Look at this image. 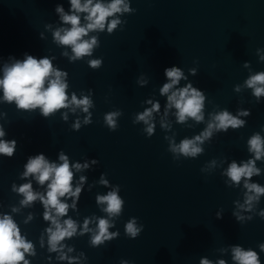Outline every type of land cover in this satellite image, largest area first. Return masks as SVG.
Returning a JSON list of instances; mask_svg holds the SVG:
<instances>
[{"label": "water", "instance_id": "water-1", "mask_svg": "<svg viewBox=\"0 0 264 264\" xmlns=\"http://www.w3.org/2000/svg\"><path fill=\"white\" fill-rule=\"evenodd\" d=\"M127 3L134 11L109 18L121 21L112 33L106 25L104 31L84 38L97 37L98 47L91 56L70 61L71 48L58 45L52 35L58 28L70 27L61 23L55 11L59 5L69 13L68 0H0V78L6 64L22 61L26 55L48 57L54 68L67 73L69 99L73 93L77 98L89 96L93 105L88 109L91 123L85 124L87 114L80 108L72 111L70 106L44 118L40 109L18 110L14 103L4 102L0 92V128L5 133L0 139L16 141L11 158L0 156V216L11 215L21 235L33 243L35 257L25 254L30 264H67L55 259L57 253L48 252L43 230L49 224L42 219L39 200L21 207L23 197L12 191L13 184L19 187L31 181L33 191L43 193L46 184L41 187L32 177L21 178L24 165L39 154L60 163L63 152L70 169L73 163H87L88 168L71 169L73 190L81 176L86 179L76 210L70 208L61 220L71 217L83 225L85 218H93L89 228L94 229L95 218L108 217L102 211L106 205L96 203L97 195L119 186L118 195L124 201L121 214L108 229L118 236L91 247L92 233L80 236L78 228L76 236L61 242L73 248L67 253L65 247L64 252L78 257V264H200L202 259L233 264L234 246L251 248L264 264V253L258 248L264 243V220L258 215L264 210V196L253 211H247V206L241 209L238 204L244 203L247 191L243 179L240 185H231L222 175L233 160L251 158L247 141L254 133L264 137V96L257 103L245 84L250 76L264 72V0ZM94 59L102 60L99 69L89 67L87 62ZM172 66L187 77L176 87L191 83L205 95L204 121L199 124L192 119L178 124L174 108L165 114L167 95L162 96L160 88L170 82L163 73ZM157 102L159 109L150 121L155 123L154 134L149 136L147 125L136 117ZM222 110L233 116L247 110L250 115L239 116L246 121L239 129L213 130L211 140L201 145L204 152L195 158L169 150L170 142L179 144L198 135L207 127L209 114ZM109 112L119 113L115 131L103 119ZM77 121L79 130L73 129ZM256 166L261 174L250 182L264 186V157ZM102 176L107 187L100 183ZM13 207L19 210L12 212ZM233 213L244 219L237 220ZM130 219L136 220L137 227L143 225L135 239L125 233ZM42 234L44 247L39 243Z\"/></svg>", "mask_w": 264, "mask_h": 264}, {"label": "clouds", "instance_id": "clouds-1", "mask_svg": "<svg viewBox=\"0 0 264 264\" xmlns=\"http://www.w3.org/2000/svg\"><path fill=\"white\" fill-rule=\"evenodd\" d=\"M70 5L69 13H65L61 6H57L55 11L59 14L62 24L70 27L58 28L52 35L53 40L60 46L71 48L72 55L70 61L78 60L82 57L91 56L94 47H98L96 36L88 39L90 32L104 31L107 25V31L112 33L117 25L121 24L120 19L116 17L124 13H132L134 10L130 7L127 0H110L105 3L103 0H68ZM83 14V15H81ZM83 20V23H82ZM62 55L67 56V52ZM54 59V57L52 58ZM264 60V56L261 57ZM88 65L91 69H99L102 63L101 59L89 60ZM164 77L170 81L164 83L160 88V94L167 95V109L174 108L176 110V122L183 124L186 119H192L196 123L204 121V100L205 95L202 91L193 87L191 83L183 87H176L181 79H187L183 71L175 66L164 69ZM190 74L195 75V70H190ZM67 73L53 67L52 60L48 57L36 59L32 55H26L22 61L17 60L14 63L6 64L3 68V75L0 78V92L2 99L7 103H14L18 110H35L40 109V115L44 118L50 114L61 110L68 109L75 111L80 108L87 115L84 118V123H91V113L88 109L92 107V100L89 96H81L77 98L76 94L71 95L69 99L66 95L68 84L66 82ZM245 84L252 89V95L259 103V98L264 96V72H259L250 76ZM239 89L237 88V91ZM148 103H152L148 101ZM159 103H153L152 107L146 109L143 113L138 114L137 121H142L147 125L145 131L151 136L154 134L155 123L152 120V113L158 111ZM118 112H109L104 115L103 119L110 131H115L117 123L115 117ZM240 115L248 116L250 112L247 110L238 111L237 115L233 116L229 111L222 110L214 114L210 113V121L207 127L198 135L192 138H184L179 144L170 142L169 150L184 157L195 158L204 152L203 145L205 140H211L213 130L216 132H228L243 127L245 120L239 119ZM62 119L66 120L67 115L62 113ZM161 127L166 125L161 124ZM80 123L77 121L73 125V129L79 130ZM264 131V128H261ZM5 135L0 128V137ZM16 141H6L0 139V156L11 158L14 155ZM247 150L251 158L246 161L237 163L235 160L228 164V167L222 172L223 176L227 177L226 183L229 181L231 185H240L242 179L244 181L243 188L247 191L244 193V203L238 204V207L251 212L255 204L259 202L260 196H264V186L258 183L250 182L253 176H259L261 169L256 166L257 161H261L264 157V137L259 133H254L247 141ZM60 163L50 162L43 154L29 157L24 165V171L21 178L26 179L32 177L35 182L46 189L43 193L33 191L31 181L21 184L17 187L12 185V191L23 197L19 201L21 207L30 206L35 201L39 200L44 211L42 219L49 224L43 230L47 235V245L49 253H57L55 259L59 261H67V264H78V257H70L67 253L73 251L72 247L62 244V241L70 240L77 235V230L80 228L79 235L83 236L86 233H92L90 246L98 247L103 245L105 240L110 241L112 238L119 235L118 232L109 233L108 229L114 224L110 223L114 218L119 217L122 212L123 199L118 195L119 186L106 195H97L96 203L106 205L102 209L108 214L107 218H95V228H89L93 218H85L83 225L71 217L61 220V217L68 215L69 209L76 210V205L82 192V186L85 177L79 178L78 184L73 190V171H81L87 169L88 164L73 163L69 164V159L63 152L59 155ZM96 163V161H92ZM212 165H215L213 160ZM100 183L108 186V181L101 177ZM251 193V194H250ZM71 200V205L67 200ZM238 203V202H237ZM19 209L12 208V212H17ZM236 215L237 220H243L244 217ZM258 215L264 220V210H261ZM32 219L31 215L28 217ZM251 220L252 217H247ZM27 223V221H25ZM125 233L131 239L138 237L143 225L136 226V220L130 219L125 225ZM40 246L44 247V235L40 236ZM67 247V253L64 248ZM259 251L264 253V243L258 245ZM25 254L35 257L34 245L21 235L17 223L11 215L4 214L0 216V264H30V261L25 259ZM51 259V257H49ZM233 264H261L258 253L251 248L245 250L241 246L232 247ZM126 264V262H122ZM200 264H211V261L202 259ZM217 264H225L224 260L217 261Z\"/></svg>", "mask_w": 264, "mask_h": 264}]
</instances>
